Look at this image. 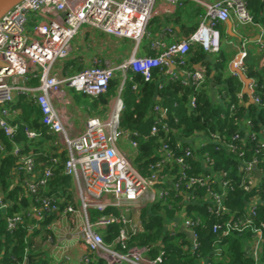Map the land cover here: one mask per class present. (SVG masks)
<instances>
[{"label":"built area","instance_id":"built-area-1","mask_svg":"<svg viewBox=\"0 0 264 264\" xmlns=\"http://www.w3.org/2000/svg\"><path fill=\"white\" fill-rule=\"evenodd\" d=\"M158 1L161 0H19L0 16V134L8 143L5 146L0 140V165L7 157L14 161L11 184L5 191L0 188V211L5 215L8 232L26 227L29 233H34L45 217L52 216L54 221L47 229L51 228L54 233L55 222L66 218L74 224L75 237L86 248V254L77 264H90L95 258L106 264H157L159 258L155 261L149 258L150 248L130 245V239L143 231L140 209L155 203L168 205L170 191H173L185 202L204 201L209 213L217 216L230 214L225 203L230 179L226 171L213 170L212 151L206 149V142L215 144V150L224 147L242 160L241 186L252 184L253 167L263 175L264 171L257 168L255 156H264V137L252 129L249 120L244 124V138L236 133L227 143L219 133H198L189 139L192 145L186 146L181 140H170V126L165 122L167 109L160 104L152 109L148 131V136L156 138V161L148 166L146 175L134 163L139 154L137 139L144 135L120 126L124 110L122 91L127 83L132 84L133 91L137 89L132 76L139 75L147 82L158 70L167 76V82L190 87L193 93L188 107L193 110L207 77L205 69H184L190 50L200 48L208 54L218 53L219 26L231 17L240 26L254 24L249 10L250 0L203 3L198 27L188 38L170 44L162 39L152 41L148 49L156 55H143L140 48L150 22L159 13L168 12L167 9L156 10ZM165 1L175 3L176 0ZM85 28L117 39L132 40L130 55L113 65H103L94 58L73 74L63 75L62 63L70 57L73 41ZM261 34L264 37L263 29ZM260 47L264 52V44ZM58 65L59 71L56 70ZM172 66L179 68L181 73L172 70ZM233 69L244 72L240 63H234ZM234 74L237 75L235 71ZM117 76L120 83L112 97L113 105L101 116L88 117L83 131L71 135L65 119L66 108L72 101L70 92L99 100L107 96L109 83ZM254 87L255 81L250 80L247 86L249 98L260 106ZM24 103L39 109L44 133L22 124L21 104ZM235 108L234 104L229 106L231 112ZM21 134L23 140H19ZM46 137L56 140L47 141ZM241 140L253 145L254 160H244V149L235 145ZM47 144L62 147L65 159L62 175L70 181L71 200H67V194L59 198L43 194L53 177L54 166L60 163L59 157L52 156L42 162L37 160L35 150ZM196 163L202 168L197 172ZM201 188H205V195L199 198L196 190ZM11 192H16L19 200H28V206H19L20 210L9 216L7 212L13 206L8 198ZM60 203L66 205L59 212L57 205ZM256 204V200L250 203L241 218L230 216L224 223L215 224L213 234H240L244 228L251 227ZM93 211L96 213L94 217ZM127 218L131 229L129 234L125 229ZM198 225L199 219L192 220L185 212H180L167 223L166 231L171 235L176 232L189 234V249L194 252L199 248L194 231ZM111 226L119 227L118 235L112 245H107L103 235ZM254 234L258 237L252 242L248 256L257 261L262 232L255 230ZM43 246L53 250L55 236L47 235ZM61 249L65 254L64 247L57 248V252ZM38 257L48 259L52 264H65L55 262L49 254ZM202 264L209 263L204 259Z\"/></svg>","mask_w":264,"mask_h":264},{"label":"trees","instance_id":"trees-1","mask_svg":"<svg viewBox=\"0 0 264 264\" xmlns=\"http://www.w3.org/2000/svg\"><path fill=\"white\" fill-rule=\"evenodd\" d=\"M263 7L264 0H251L249 2L250 12L253 11L257 16ZM150 56L154 57L152 54ZM204 56L205 52L200 48H196L192 56L186 59L184 69L193 71L195 69L194 64L200 62ZM244 70L247 77L256 80L254 89L256 96L261 101V105L257 107L249 106L247 109L242 106L239 108L236 106L233 112L229 110V106L232 104L236 105V93L241 87V82L237 78H230L226 81V106H212L206 98L204 90H202L197 96L195 109L191 110L188 107L189 97L193 93L190 87L182 86L179 82H167L163 74L158 70L152 73L151 80L147 82H144L139 75L132 76V79L137 84V89L133 91L132 84L127 83L122 91L121 97L124 110L120 117V126L126 130L140 131L144 135L137 139L139 154L134 162L143 175L147 174L148 166L156 161V138L148 136L152 123V109L156 104H160L161 107L167 109L165 122L170 126V140H181L186 146L192 145L189 139L198 133L204 135L219 133V136L227 143L230 142L232 136L236 133H239L244 138L245 133L242 131L241 125L242 119L246 114L254 131L258 132L264 126L263 76L261 73L257 74L247 68ZM205 72L207 75L209 74L208 67ZM119 83L120 78L117 76L110 81L107 96L99 100L84 97L87 99L85 103L93 109H96L99 105L106 108L108 100L115 96ZM160 85H162L161 88H159ZM21 106L23 112L21 116L22 124H27L29 127L44 133L45 130L40 124L39 109L25 103L21 104ZM23 139L24 137L21 134L19 140ZM0 140L5 146L8 145L2 134H0ZM241 141L236 142L235 145H238L242 150L244 149V160H254L253 145L251 146L245 141ZM205 145L206 149L212 151L213 170L215 172L223 170L228 173L230 185L227 190L225 203L230 214L217 216L209 213L206 210L208 204L204 201L185 202L182 196L170 191L171 199L168 200V205L155 203L138 211L143 231L130 239V245L150 248L149 258L154 261L159 258L160 260L157 264H202L204 259H207L209 264H264V173L255 188H251V184L243 187L239 181L242 160L236 155L229 153L224 147H219V150H215V144L206 142ZM35 152L37 160L40 161H45L46 157L50 156L59 157L60 159V163L54 166L56 168L53 172V177L48 182L43 194L53 195L56 198L67 194V200H71V195L68 191L70 181L62 175L63 162L65 160L63 154H59L56 151L46 152L43 146H40ZM255 158L258 162L257 168L264 171V156L258 154ZM13 167L14 161L12 158L7 157L1 160L0 188L3 191L7 190L11 184ZM194 168L196 172L202 169L198 163L194 165ZM196 192L201 198L205 195V188L196 190ZM17 197L18 194L16 192H11L8 196L13 203L12 208L7 212L9 216L18 212L20 207L25 208L28 206V200H19ZM255 200L257 203L256 214L251 220V227L244 228L240 234L237 232L230 233L227 236L213 234L212 228L215 224L224 223L230 219V216L234 218L245 216L248 205ZM65 205L64 203L57 205L59 212L64 209ZM180 212H185L192 220L199 219V225L194 228L199 248L194 252L189 249V234L176 232L171 235L166 231L167 223L175 219ZM91 213L93 217L96 215L94 211ZM4 218V213L0 211V264H20L24 261L29 264H52L50 260L38 257L40 248L36 249L33 246L35 234H40L44 230L48 232L46 225L53 220L52 216L45 217L38 224L39 228H36L34 233H29L26 227H20L12 233L8 232ZM118 230V226H111L104 233L105 244L112 245L118 235ZM255 230L262 232L260 254L257 261L248 256L252 242L258 237L257 234H254ZM217 241H219V244H216ZM90 264H106V262L95 258Z\"/></svg>","mask_w":264,"mask_h":264},{"label":"crops","instance_id":"crops-1","mask_svg":"<svg viewBox=\"0 0 264 264\" xmlns=\"http://www.w3.org/2000/svg\"><path fill=\"white\" fill-rule=\"evenodd\" d=\"M220 0H176L175 3H171L165 0L158 1L156 4L157 11H164L167 9V13H159L150 22L148 26L147 35L144 38V42L140 48V54H149V56L156 55L154 52L149 51L148 47L152 41L162 39L165 43L179 42L188 38L198 27L200 16L203 13L202 5L203 3H211ZM251 1V0H250ZM249 1V2H250ZM262 1V0H261ZM254 24L252 26H240L235 23L234 18H230L225 23L219 26L220 32V53L208 54L205 52L204 58L194 64L195 69H205L209 74L206 76V84L204 93L206 98L209 100L212 106L222 107L226 106V96L225 88L226 81L230 78H237L241 82V87L236 93L238 108L240 106L247 109L249 106L257 107L256 104L251 103L249 98V91L247 85L244 83L243 79L239 74H234L233 64L240 63L243 69L247 68L256 72L261 73L264 81V52L261 49V44H264V37L261 34V30H264V7L262 11H259L258 16L253 11ZM133 48V42L129 39H117L106 34L96 33L88 28H85L73 41L72 50L68 60L63 62L62 67L65 74H73L75 69H80L86 66L94 58L105 65L117 64L122 60L126 59ZM196 51V48H192L187 56H192V53ZM218 51V52H219ZM221 58V60H219ZM79 59V60H77ZM112 60V61H111ZM73 62V65H68V62ZM76 61H80V66L76 68ZM109 61V62H108ZM111 61V63H110ZM221 64V65H220ZM60 65L56 68L59 71ZM175 70L181 73L179 68ZM234 70V71H233ZM243 76L247 79L249 78L243 72ZM163 77L167 79V76L163 74ZM264 83V82H263ZM264 88V86H263ZM248 91V94L245 93ZM71 104L66 108V123L70 127V134L76 135L83 131L84 125L88 117L91 116H101L104 110L113 105V100H108L106 108L99 105L96 109L91 108L85 102L87 99L84 96L76 95L70 92ZM85 111V114L80 112ZM241 129L244 131V124L248 121L247 114L242 119ZM260 137H264V126L257 132ZM53 137H46L47 141H53ZM56 140V138L54 139ZM54 145H43L44 151H56L59 154L62 152V147L60 144ZM39 162H42L39 160ZM59 222L61 225L54 229V236L61 233L62 236L60 240H64V250L65 254H62V250L57 252V247L54 246L50 250L43 246L44 241H42L40 249L37 256H49L52 255L55 258V262L65 263V264H77L81 257L86 254V248L78 242L76 235V229L74 224L66 219L60 218ZM72 224V225H71ZM57 225V224H56ZM43 234V231L40 235ZM65 237H68L65 239ZM56 244V243H55ZM64 259V260H61ZM54 262V260H53Z\"/></svg>","mask_w":264,"mask_h":264},{"label":"water","instance_id":"water-1","mask_svg":"<svg viewBox=\"0 0 264 264\" xmlns=\"http://www.w3.org/2000/svg\"><path fill=\"white\" fill-rule=\"evenodd\" d=\"M19 0H0V16L8 9L10 8L12 5H14L16 2H18ZM172 70H175V67L172 66L171 67ZM235 72L237 74H239V76L243 79L244 83L247 85L249 84V79L245 78L243 76L242 72L236 71ZM182 75V74H181ZM248 86V85H247ZM245 93L248 94V91H245ZM251 103H253L252 101H250ZM252 173L254 174V178L251 184V188H255L259 179L262 178V174L255 168L253 167L252 169ZM138 209V208H137ZM125 229L127 231V233L129 234L131 232L130 229V223H129V218H127V222L125 223Z\"/></svg>","mask_w":264,"mask_h":264},{"label":"rangeland","instance_id":"rangeland-1","mask_svg":"<svg viewBox=\"0 0 264 264\" xmlns=\"http://www.w3.org/2000/svg\"><path fill=\"white\" fill-rule=\"evenodd\" d=\"M33 25H31V27H32ZM145 41V40H144ZM143 41V42H144ZM77 60H79V59H77ZM112 61V60H111ZM111 61H110V63H111ZM109 62V61H108ZM74 63L71 61V62H68V65H73ZM109 64V63H108ZM80 66V61H76V68H78ZM77 69H75L74 70V72L76 71ZM80 112L82 113V114H85V111L84 110H81L80 109ZM91 215V214H90ZM72 218H73V220H75L76 222H77V219H76V217H75V215H72ZM54 221V220H53ZM51 223V222H50ZM55 224H57L54 228H58L60 225H61V223L59 222V220H57V222H55ZM72 225V224H71ZM51 226V224H48V225H46V228L47 227H50ZM48 230V232H49V234H48V232L46 231V230H44L43 231V234L42 235H40V234H35L34 235V238H33V241H34V246H35V248L36 249H38V248H40V246H41V243H42V241H44L45 240V237L47 236V235H52V234H54V233H52V229L50 228V230L49 229H47ZM31 231H33V230H31ZM34 232V231H33ZM54 232V231H53ZM62 236H67V235H62L61 233H59V234H57L56 236H55V243H56V247L57 248H59V247H63L64 246V240H60L61 238H62ZM68 237H65V239H67Z\"/></svg>","mask_w":264,"mask_h":264}]
</instances>
